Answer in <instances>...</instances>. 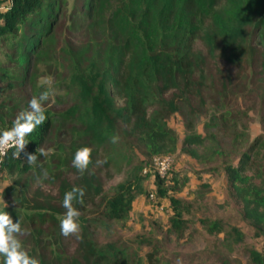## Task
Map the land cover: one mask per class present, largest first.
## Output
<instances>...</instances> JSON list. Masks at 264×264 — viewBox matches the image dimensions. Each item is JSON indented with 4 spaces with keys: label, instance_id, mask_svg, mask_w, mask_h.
Segmentation results:
<instances>
[{
    "label": "rangeland",
    "instance_id": "1",
    "mask_svg": "<svg viewBox=\"0 0 264 264\" xmlns=\"http://www.w3.org/2000/svg\"><path fill=\"white\" fill-rule=\"evenodd\" d=\"M9 6V0H0V14L6 13ZM75 6V0H68L64 15L59 17L46 41L41 40L37 44L26 67L19 59L24 26L20 27L17 35L8 33L0 36V115L8 122L2 130L10 128L16 115L28 109L30 99L38 97L46 89L54 91L55 95L45 102V109L56 116V128L44 146L48 150L47 157L38 156L37 162L31 165V171L20 176L0 168V211L14 208L27 218L35 215L41 221L49 212L23 205L26 196L21 186H17L15 194L7 197L3 196V190L21 181L30 185L32 196L38 189L55 196L62 178H75L70 170V155L87 141V137L67 114L75 111L73 95L78 78L92 81L98 93V80L103 75L101 62L105 59L102 44L90 36V25L76 23L72 26L70 21L75 20ZM3 22L0 16V24ZM214 31L210 21L202 27L201 36L194 43L196 66L193 65L186 75L188 88L185 92L183 85L186 81L181 75L179 79L178 85L183 83L181 90L186 102L182 103L181 111L167 119V123L179 138L180 149L184 137L190 132L206 135L211 131L220 138L226 156L200 165L179 150L171 156L166 172H160L154 158L146 157L138 143L130 138L132 152L135 153L132 164H129L130 158L99 167L95 163L93 171L99 176L100 192L91 203H83L77 208L81 212L78 221L81 235L85 231L98 247L109 243L125 247L132 256L142 257L145 264H250L249 250H260L264 246L263 239L255 238L253 229L244 220L241 205L231 195L226 174L227 164L238 162L245 145L248 147L256 139L264 140V38L261 32L253 35L246 20L230 22L226 33L244 42L241 43L243 52L239 53L238 65H234L224 59L222 54L226 55V52L212 46ZM100 38L102 41L103 37ZM216 45L222 47L224 39L219 37ZM175 60L172 61L173 66H176ZM144 88L150 113L160 111V99L180 94L175 89L164 93V87L155 81L148 86L145 84ZM137 94V90H131L130 101ZM113 99L116 106H123L124 101H128L117 95ZM72 115H76L75 112ZM103 154V150L96 153V160H104L106 156ZM140 159L147 161L142 173L136 169ZM23 163L26 162L23 160ZM44 170L48 173L47 178L42 175ZM143 173L149 176L142 182L143 193L134 200L128 218L125 221L110 220L104 211V199L114 193L118 184L129 178L140 180ZM157 175L163 177L167 184L179 180V188H171L170 191L180 200L183 218L188 225L182 237L169 227L168 220L173 213L169 198L156 196ZM62 218L58 217L56 224L43 222L40 225L38 222L34 226L35 232L42 233L41 238L36 235L43 243L41 247L53 261L58 257L67 261L78 255L79 240L64 236L62 241L59 239ZM214 221L221 222L224 231L231 227L239 229L244 235L243 241L232 242L223 233L209 234L206 230L208 223L204 222ZM21 239L24 248L29 249L36 244L30 234ZM149 255L152 261H149Z\"/></svg>",
    "mask_w": 264,
    "mask_h": 264
},
{
    "label": "trees",
    "instance_id": "2",
    "mask_svg": "<svg viewBox=\"0 0 264 264\" xmlns=\"http://www.w3.org/2000/svg\"><path fill=\"white\" fill-rule=\"evenodd\" d=\"M9 9L0 16L4 19L0 24V36L8 33L17 35L20 27L24 26V38L20 41L22 48L19 57L21 65L26 67L30 55L36 50L37 44L54 30L59 17L67 9L68 0H9ZM75 8L71 20L72 26L78 24L90 25L92 38H97L102 44V60L100 66L103 75L97 78L98 93L92 81L83 77L78 78L75 98V114H67L86 135L87 141L81 147L93 148L89 171L83 176L72 165L75 151L70 155V170L74 179L62 178L57 195L36 191L32 196L30 185L17 181L3 190V196L15 194L17 186L24 189L25 203L35 209H44L49 213L38 221L35 215L27 218L24 213L14 208L7 211L14 221L20 220L23 227L29 229L31 238L36 241L33 247L25 249L30 256L38 258L40 264H145L144 259L132 256L125 247L109 243L98 247L94 241L82 232L77 248L78 255L64 260L58 257L53 261L48 258L42 246L41 232L34 231L39 222L56 224L58 217H63L65 209L62 200L65 192L73 187L86 190L84 203H91L100 192L99 176L93 171L96 153L103 150L106 165L123 158H134L131 140L138 143L146 157L174 156L179 150L200 165H206L217 158L226 156L222 142L216 133L209 131L206 135L190 132L179 147V138L168 127L167 119L177 111L182 110L186 102L183 91L188 88L186 75L189 69L196 66L197 55L194 43L201 36V29L207 21L215 28L212 38L214 49L222 50L223 57L231 64H236L239 53L243 52L240 41L235 36L226 33V27L234 20H246L249 28L255 33L261 32L264 38V0H75ZM80 22V23H79ZM102 41H101V38ZM224 39V45L218 47V38ZM245 41V40H244ZM251 45V44H250ZM176 59V60H175ZM175 60L176 66L172 65ZM174 62V64H175ZM238 65V63L236 64ZM240 66V65H239ZM180 75L186 81L181 90ZM95 80L94 82H97ZM159 82L166 93L170 89L180 94L175 97L160 99V111L150 113L144 97V85ZM110 88V89H109ZM131 90H137L132 101L128 98ZM117 95L124 101L123 106H116L113 96ZM189 108L191 107L188 103ZM47 120L29 137L26 152L37 154V149L44 147L56 128V116L45 109ZM79 115V117H78ZM8 122L0 115V132ZM189 130L192 127L189 126ZM119 136V142L113 144L110 138ZM238 157V162H229L226 166L227 181L234 200L241 205V213L250 227L253 236L264 241V140L256 139ZM146 159L137 162L136 169L143 172ZM2 170L11 175L20 176L31 171L32 166L23 163L22 159H12L10 152ZM149 175L143 173L140 180L129 178L117 185L114 193L104 199V211L110 220L125 221L133 207L136 197L143 193L142 182ZM158 189L156 196L168 197L173 213L169 217V227L180 237L187 230V222L183 218V208L180 200L175 198L170 189L179 188V180L167 184L163 177L156 176ZM83 204L74 202V207ZM51 212V213H50ZM209 234L223 233L232 242L240 243L244 235L236 227L224 231L223 224L218 221L204 222ZM38 234L39 237H36ZM41 238V237H40ZM63 235L59 238L62 241ZM39 249V253H37ZM64 260V261H63ZM250 264H264V246L258 250H249ZM149 261L151 255H149ZM2 262V258H0Z\"/></svg>",
    "mask_w": 264,
    "mask_h": 264
},
{
    "label": "clouds",
    "instance_id": "3",
    "mask_svg": "<svg viewBox=\"0 0 264 264\" xmlns=\"http://www.w3.org/2000/svg\"><path fill=\"white\" fill-rule=\"evenodd\" d=\"M50 83V81H45ZM55 95L54 91L48 89L42 91L38 97L33 96L28 104V109L19 112L12 122L10 128L0 132V156H6L9 151L12 153V159H22L28 165L37 162L38 156L47 157L48 150L44 147L37 149V154L26 152L29 144L28 137L47 120L45 114V102H48L51 96ZM110 142L116 144L119 142V136L114 135ZM93 148L84 146L79 148L73 157L72 165L81 176L89 171L92 160ZM106 160L97 159L96 166H102ZM47 178L46 170L42 173ZM86 190L81 187H73L65 192L62 200V207L66 210L63 218L60 220L59 227L61 234L65 238H75L80 240L81 227L79 218L81 212L74 207V202L84 203ZM5 207L8 205L5 203ZM29 229L22 226L18 219L13 220L7 211H0V264H40L38 258L30 256L22 244V237L29 235Z\"/></svg>",
    "mask_w": 264,
    "mask_h": 264
},
{
    "label": "built area",
    "instance_id": "4",
    "mask_svg": "<svg viewBox=\"0 0 264 264\" xmlns=\"http://www.w3.org/2000/svg\"><path fill=\"white\" fill-rule=\"evenodd\" d=\"M11 151H9L7 153L6 156H0V168L3 167L4 165V162L8 156V154L10 153ZM154 160L157 162V166H158V170L160 172L164 171L166 172L167 168H168V165L170 163V160H171V156H165V157H154ZM152 197H153V194H152Z\"/></svg>",
    "mask_w": 264,
    "mask_h": 264
}]
</instances>
